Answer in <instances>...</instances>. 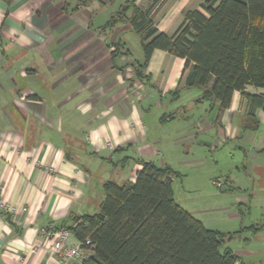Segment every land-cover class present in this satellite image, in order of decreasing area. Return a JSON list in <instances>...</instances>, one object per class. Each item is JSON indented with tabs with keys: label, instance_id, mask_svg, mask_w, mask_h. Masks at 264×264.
Masks as SVG:
<instances>
[{
	"label": "crops",
	"instance_id": "1",
	"mask_svg": "<svg viewBox=\"0 0 264 264\" xmlns=\"http://www.w3.org/2000/svg\"><path fill=\"white\" fill-rule=\"evenodd\" d=\"M205 1L0 0V202L13 209L0 214V264H60L45 228L97 214L104 183L134 182L144 162L198 168L183 156L189 145L228 147L244 172L264 173V107L250 116L241 92L222 111L200 102L201 90L185 87V60L162 50L142 82V37L129 23L101 31L132 4L172 35ZM179 187L174 179L175 197ZM252 225L237 238L243 247H230L237 264H264V213Z\"/></svg>",
	"mask_w": 264,
	"mask_h": 264
},
{
	"label": "trees",
	"instance_id": "2",
	"mask_svg": "<svg viewBox=\"0 0 264 264\" xmlns=\"http://www.w3.org/2000/svg\"><path fill=\"white\" fill-rule=\"evenodd\" d=\"M203 9L188 11L168 35L158 30L150 11L127 4L101 31L129 23L142 37L140 81L149 83L144 70L153 52L162 50L185 60V87L201 90L200 102L219 103L222 111L241 92L252 116L264 107V95L245 92L264 89V0H206ZM177 176L170 167L144 162L134 182L104 183L100 211L63 227L82 243L90 240L82 264H237L239 257L227 243L257 226L227 234L207 229L176 201Z\"/></svg>",
	"mask_w": 264,
	"mask_h": 264
},
{
	"label": "rangeland",
	"instance_id": "3",
	"mask_svg": "<svg viewBox=\"0 0 264 264\" xmlns=\"http://www.w3.org/2000/svg\"><path fill=\"white\" fill-rule=\"evenodd\" d=\"M133 42H137L136 38ZM184 152L183 156H190L185 160L200 159L202 165L195 169L183 168L182 175L174 178L181 192H176L175 199L207 229L233 233L249 226L264 213V207H257L264 206V173L244 172L238 156L234 158L235 152L228 147L213 153L209 146L195 144L187 146ZM214 181L226 187L220 189L213 185ZM243 242L235 239L227 246L239 250Z\"/></svg>",
	"mask_w": 264,
	"mask_h": 264
},
{
	"label": "built area",
	"instance_id": "4",
	"mask_svg": "<svg viewBox=\"0 0 264 264\" xmlns=\"http://www.w3.org/2000/svg\"><path fill=\"white\" fill-rule=\"evenodd\" d=\"M163 2L165 0H159ZM214 186L222 188L220 181H214ZM13 209L6 203L0 202V214L11 215ZM45 237L52 242L51 250L59 259L60 264H74L83 263L88 257V252L84 249V246H90V240L85 243L78 242L76 245H69L68 240L71 236V232L65 228L52 229L50 227L43 230Z\"/></svg>",
	"mask_w": 264,
	"mask_h": 264
}]
</instances>
